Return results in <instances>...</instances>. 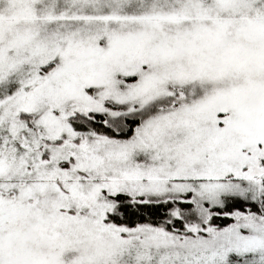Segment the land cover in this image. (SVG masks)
Listing matches in <instances>:
<instances>
[{"label": "snow or ice", "instance_id": "6c2138e0", "mask_svg": "<svg viewBox=\"0 0 264 264\" xmlns=\"http://www.w3.org/2000/svg\"><path fill=\"white\" fill-rule=\"evenodd\" d=\"M0 264H264V0H0Z\"/></svg>", "mask_w": 264, "mask_h": 264}]
</instances>
